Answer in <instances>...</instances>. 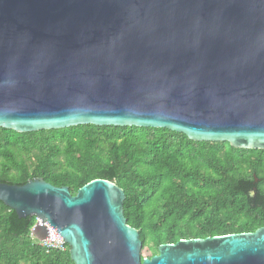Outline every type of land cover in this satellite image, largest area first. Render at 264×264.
<instances>
[{
    "label": "water",
    "instance_id": "water-1",
    "mask_svg": "<svg viewBox=\"0 0 264 264\" xmlns=\"http://www.w3.org/2000/svg\"><path fill=\"white\" fill-rule=\"evenodd\" d=\"M78 124L264 149V0H0V127ZM124 199L100 178L74 195L0 182V201L39 219V239L56 228L74 264H264V226L142 258Z\"/></svg>",
    "mask_w": 264,
    "mask_h": 264
},
{
    "label": "trees",
    "instance_id": "trees-1",
    "mask_svg": "<svg viewBox=\"0 0 264 264\" xmlns=\"http://www.w3.org/2000/svg\"><path fill=\"white\" fill-rule=\"evenodd\" d=\"M42 178L72 195L94 179L125 193L123 213L139 232L141 257L161 244L254 232L264 226V149L192 140L167 128L78 124L17 132L0 127V182ZM36 217L0 201V264H74L69 246L30 237Z\"/></svg>",
    "mask_w": 264,
    "mask_h": 264
},
{
    "label": "built area",
    "instance_id": "built-area-1",
    "mask_svg": "<svg viewBox=\"0 0 264 264\" xmlns=\"http://www.w3.org/2000/svg\"><path fill=\"white\" fill-rule=\"evenodd\" d=\"M36 222L41 223L39 219L36 218ZM35 222V223H36ZM35 225V224H34ZM34 225L30 229V237L39 245L45 247L46 249H57L64 251L67 247V243L64 238L58 233L57 229L49 225L47 222L45 226L47 228L46 235L39 239L36 237L34 230Z\"/></svg>",
    "mask_w": 264,
    "mask_h": 264
}]
</instances>
